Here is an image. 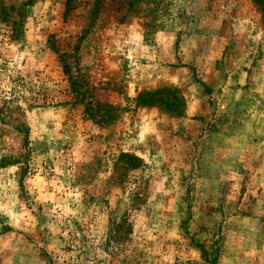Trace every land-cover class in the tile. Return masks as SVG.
Returning <instances> with one entry per match:
<instances>
[{
	"label": "rangeland",
	"instance_id": "obj_1",
	"mask_svg": "<svg viewBox=\"0 0 264 264\" xmlns=\"http://www.w3.org/2000/svg\"><path fill=\"white\" fill-rule=\"evenodd\" d=\"M0 264H264V0H0Z\"/></svg>",
	"mask_w": 264,
	"mask_h": 264
},
{
	"label": "trees",
	"instance_id": "obj_2",
	"mask_svg": "<svg viewBox=\"0 0 264 264\" xmlns=\"http://www.w3.org/2000/svg\"><path fill=\"white\" fill-rule=\"evenodd\" d=\"M146 95V96H145ZM159 95V97H155ZM174 95V94H173ZM138 102L140 104H147V105H154V104H159V105H162V106H166L167 108H173V109H177L178 107H180V98H178L177 96H173V100L169 101V102H166V103H163L160 99V89L156 90V91H152L151 93H142L140 94V96L138 97ZM126 157L128 158H131V159H135V161H138L136 157H131V156H128V155H125Z\"/></svg>",
	"mask_w": 264,
	"mask_h": 264
}]
</instances>
